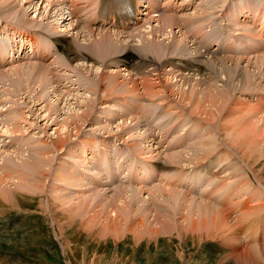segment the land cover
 <instances>
[{
	"label": "rangeland",
	"instance_id": "374dc122",
	"mask_svg": "<svg viewBox=\"0 0 264 264\" xmlns=\"http://www.w3.org/2000/svg\"><path fill=\"white\" fill-rule=\"evenodd\" d=\"M2 1H8L9 3H12L14 5L16 4L18 6L17 10H20V11L22 10L21 9L22 7H24V9H28V6L26 5L27 2H31V1H33L34 3L36 2L37 3V12H35L36 8L33 10L31 8L29 10H27L29 19H35L37 22L42 21L41 23H43V25H47L48 21H50L51 17L53 16L55 18V23H53V24L51 23L52 26L56 25V28L60 29L59 30L60 33H64L68 36L72 34V31H70V29L66 27L68 25V23L66 25L60 26V24L62 23L63 20H57V19L62 18L61 16H57L59 14V13H57L58 10H61V8H62L61 6L58 7V0H55L54 6L53 5L48 6L49 2L46 3L44 0H10V1L9 0H2ZM53 1L54 0H51L50 3ZM61 1H63V0H61ZM261 1L262 0H251V2L253 4V8L259 7ZM223 2H224V0H222L220 3H218V5H215L216 8H218V11H222V6L224 5ZM19 3H20V8H19ZM199 3L204 5L203 2H198L197 5ZM254 4H255V6H254ZM241 6L242 5L238 6V9L241 8ZM55 8H59V9H57V11H56ZM216 10H214V15H213L214 19H216V13H217ZM260 13H261V11H260ZM32 17H34V18H32ZM233 17H234V21H235L236 16H234V14H233ZM0 18H1L0 19V31H3L4 29L6 30L7 24L4 22V19L1 15H0ZM47 18H48V20H47ZM225 19L228 20V19H230V17L225 16ZM59 21H61V22H59ZM62 26H64V27L61 28ZM10 30L11 29L8 27V31L10 33H12V30L11 31ZM78 31H79V29H78ZM69 32H71V33H69ZM175 33L179 39L180 34L178 32H176V30H175ZM134 34H138V33L135 32ZM87 35L88 34L86 31H84V30L79 31L78 45L79 44H81V45L86 44V41H84L85 40L84 38H86ZM19 36L20 35H18V38H17L18 43L21 40ZM161 37L164 38L163 35ZM162 40L163 39H160V41H162ZM8 43H10V42H7V44ZM137 43L138 42H134V45L135 44L138 45ZM131 44H133V43L131 42ZM188 46H192V44H189ZM5 47L10 48L9 53H11V59H12V57H14V51L11 49L13 47L12 42H11L10 46H5ZM226 47L228 48V46H226ZM150 56H152V55L150 54ZM8 58H10V56H8ZM180 58H181V56H180ZM176 59H179V57H176ZM224 59H226V58L215 59L216 60L215 61L214 59H211V58L210 59H207V58L204 59L203 56H202V58L195 57V61H197L199 63L197 65L195 62L189 61L190 62L189 63V69L195 68L194 70L203 71V72H200V73H202L203 77L202 78L198 77V80L200 81V83L198 80H196L197 78L195 77L194 80H196V81L192 82V84H189V86L191 85L190 86L191 90H193L192 87H195V89L197 88L196 90L195 89L193 90L195 93L192 94L193 95L192 96L193 102L191 101V104L189 101L187 102V100L179 102V100H180L179 96L181 97V95H180L181 91H183L185 89V87L188 88L189 87L188 85L185 86L183 88V90L180 89L179 91H178V87H172V88H170L171 90L167 91L166 93H165V91H163V92L158 91V90H161L160 86H158V85L156 86L155 83H152V84L150 83V78H152V79L155 78V76H153V75L157 74V72L155 73V71L154 72L150 71V69H152L153 67L147 68L148 72H138L140 74H138V76H136V77L141 78V79H138V78L134 77L135 72L132 74L129 72H122V73L117 72L118 70L115 71L114 68L111 67L112 65H118L119 64V66H121V67H125V66H124L123 62L117 61V59H113V58L108 59V60L102 59V60H96V61L91 60V59H87L85 63L79 64V65H77L78 63H76V66H78V70L82 71L80 73L83 74V77L81 80V85H82L81 87L77 84L76 80H77L78 76H77L76 72H70V74H69L71 77L70 82L62 81L61 83H59L57 81V78L54 76L53 72H51V73H49L48 81H46V84H42L41 86L39 85L38 82L35 81V79L28 77V83L24 84L25 85L24 88L22 85H16L15 86L11 82H8L5 80H3V83H2L0 80V102L2 103V104H0V138H1L0 141L1 142L3 140L6 141L5 143L2 142L3 144L0 143V152H1L0 153V167L2 166V159L5 157L6 158L9 157L6 154V152L10 151V157H13L12 159L15 161L18 160L21 162V164L19 163L20 165L17 164L20 167V170L24 167L23 174H28V173H30L29 170L30 171L33 170L32 172L35 173L34 176L38 177V175H36V174L39 173L43 168V170L41 171L43 173H39V179H40V176H42L41 182H40V180L38 182L37 181L38 178L36 180V178L33 176V173L31 172L32 174L31 173L30 174L32 175V177H30L31 175L27 176V177H29L28 180L25 177L24 178L26 180L24 178H22L26 182L30 181L29 179H31L32 183L30 182L31 184L28 187H24L25 184H24V186L23 185L17 186L13 183L9 184V185H13V187H12L13 190L15 188L16 193L13 190H12V193H13V195L16 194L15 197H17V199L6 194V197L4 196L5 198L3 200V195H2L3 193L1 194L2 197L0 196V200H1L0 202H2V203H0V213H1L0 214V264H244L241 261L242 256H240V255L236 256L235 253L232 254L231 251L229 250V246L231 245V247H232V245H233L232 243H234V239H238V238H234V237H239L238 240L241 243L240 247L243 246L241 248V253H243L244 251L247 252V255H249L248 252L251 253L249 255L251 257H250V261L248 264H254V263L255 264H264V251H262V249L264 250V238H263L264 237V233H263L264 232V210H261V209H264V203H263L264 202L263 201L264 200V189L259 186V182L254 175V173L258 172L257 174L260 176V178H262V180L264 178V168H263L264 167L263 166L264 157L263 158L260 157V155H261L260 153H262L264 150V144L263 145L261 144L264 141V115L260 114L259 116L257 115L256 117H253L252 115L256 114V111H255L256 109L255 108L251 109L252 108L251 106L254 105L255 99H257L255 97V95H258L257 94L258 89H260V90L264 89V66H262V68H261L262 71L259 73L255 70V68H256L255 59H252L249 62H248V60H242L239 64L232 63V62H226L224 64H221V61L223 62ZM171 60H172L171 63H176V64L179 61H182V60H173L172 58H171ZM212 61H215L216 64L220 63L218 65V68H216L214 66V64H212ZM225 61H227V60H225ZM101 62H103V63H101ZM133 64H139L140 66H143V63L134 62ZM154 64L155 63H153V65ZM125 65L126 66L129 65L127 61L125 62ZM167 65H169V64H167ZM225 65H227V66H225ZM15 66L16 67L17 66H23L22 69H24V67H25V65L20 64L18 62H15L12 67L8 66L9 70L14 69L13 67H15ZM27 66H32V65H27ZM229 66L233 67V68L230 69ZM116 68H117V66H116ZM227 68L230 71H228ZM234 68L236 69V71ZM170 69H171L170 67H167L166 70L169 71ZM24 70L28 71V69H24ZM112 71H115V72H112ZM95 72H96V74H95ZM103 72L105 74H103ZM233 72L235 73L234 76H233ZM22 73H24V72H22ZM114 73H115V75L116 74L118 75V80L115 82L111 81V83L113 84V86H112V85H110L111 83L109 80H111V78H113V77H116L114 75ZM119 73H121V75H119ZM159 73H160L161 78L164 80V82H167V80H169V78L172 79V81L169 80V82H167V84L169 83L171 85L170 82L175 83V81H176L175 84H177L180 81L179 79L173 80V78H171V76H169L170 72H166V74H165V72H159ZM191 73H193V72H191ZM25 74L26 73H24L23 75H25ZM185 75H188V74L185 73ZM225 75H227V79L225 78ZM230 75H232L231 79H230ZM190 76H192V74L187 76L188 78H190L189 80L192 79V77H190ZM26 77H27V75H26ZM101 77H102V79H101ZM130 77L134 78L135 79L134 81H137L138 86L140 88V90H139L140 93H137L134 91L132 92V84L127 83V80L132 81V79ZM106 78H107V82L109 81L110 84H108L107 82L104 83V81H106ZM121 78L124 80H122ZM207 79H209V80L211 79L210 80L211 82L209 81V83H211L210 84L211 86L207 82L208 81ZM93 81H94V83H93ZM118 81H119V83L117 84ZM228 82L229 83L231 82V83L229 84ZM120 83H123L124 85L120 84ZM58 84H61L63 87L58 86ZM95 84H97V85H95ZM212 84H214V86ZM115 85H118V86H115ZM121 85H123V86H121ZM140 85L144 86L145 91L148 88L147 86L149 85V94L147 95L148 97L143 95L144 90H142V88H141L142 86H140ZM151 85L155 86V87L152 88ZM172 85H174V84H172ZM179 85L181 86V84H179ZM192 85H194V86H192ZM204 85L208 91L206 89H203ZM223 85L226 88H228V90L225 89L223 87ZM234 85H235V87H233ZM12 86H14V88ZM42 87H43V89H42ZM60 87L62 89H60ZM107 87L109 90L107 89ZM113 87H115L116 89L119 88L117 90L119 93ZM220 87H222V88H220ZM174 88L177 89V91ZM187 88L184 91L187 94L189 93V95H191L190 89L189 88L187 89ZM256 88H258V89H256ZM217 89H218V91H217ZM21 90H23V91H21ZM44 90H46V91L43 92ZM47 90H49V91H47ZM153 90H156L157 93H155ZM173 90H174V92H176L175 94H174ZM203 90L208 92L207 93V95L209 94L208 99H207V96H205L206 95V93H204L205 91L203 92ZM214 90L216 91V93H219V90H220V92H222V90L223 91L226 90V93L228 94V96L226 98H224L223 101L221 99L222 103L219 99V96L217 97L215 95L216 93ZM38 91L46 93V94H43V93L40 94ZM62 91L65 94V96L62 95L63 94ZM105 91H107V92H105ZM201 91H202V94H201ZM209 91H212V92H209ZM115 92H117V94ZM91 94H93V95L91 96ZM157 94H159V95L157 96ZM165 94H167V96ZM172 94H174V95H172ZM72 95L74 97H76L77 100H76V98L74 100V97H72ZM79 95H80V97H79ZM194 95H197L196 97H197V99H199V101L196 99V97ZM229 95H230V97H229ZM58 96H59V98H58ZM201 96H202V99L200 100L199 97H201ZM213 96H215V97H213ZM221 96H222V94H221ZM225 96L226 95H224V97ZM263 96H264V94H263ZM28 97H30V98H28ZM40 97L44 98L45 100L42 99L41 101H39L38 99ZM127 97H130L131 100H132V98H135L139 101L147 99L148 101L154 102L155 98H157L158 100H162L164 102L162 107L160 105L148 107V110L151 113L156 114L157 118L160 116H164V115L168 114L172 108L178 109V111L175 114V117L172 118V120H165V121H160L158 123H155L154 128H153L155 130H160L161 136H164V135L169 134V133L171 135L177 133L178 138L175 140V143H176L175 148L183 147L185 145V143H187V141H191V140H199V141L194 143V145H193L194 148H192L191 150H187V151L186 150L180 151L181 152L180 154L179 153L177 154V152H179V151L175 152L174 155H172L171 153H165L164 150L166 148L167 143H166V140H161L159 142L158 138L156 137L158 135V131H154V132L148 131L147 127L144 126L147 124V122L144 121L145 119L138 120V119L134 118V115L132 116V112L134 111V110L132 111V109L138 108L136 105V102L133 101V102L127 104V110L130 111L128 113L123 108H121L124 105V103L126 102ZM47 98H48V100H47ZM65 98H67V99L65 100ZM83 98H85V99H83ZM217 98H218V100H217ZM89 99L93 102V104L91 101H89ZM214 99L216 100V102ZM226 99H228L229 102ZM58 100H60V101H58ZM68 100H69V102H68ZM203 100L205 102L207 100L208 103L207 102L205 103ZM225 100H226V102H225ZM48 101L49 102L52 101V102L49 103ZM194 101H196V105H194ZM209 101L212 103V105L210 104ZM42 102L45 103L46 105L43 104ZM58 102H60V103H58ZM72 102H75L76 106H75V103H72ZM83 102H84V104H83ZM200 102H203V103H200ZM252 102H253V104H252ZM259 102H260L259 100L256 101L255 105ZM51 103L54 106H56V104L58 103L56 107L57 108L60 107V109L56 108V110L59 113L57 111L56 112L54 111L55 107L53 105H52V109L54 108L53 111H51L52 109L50 110L51 107H48V106H51ZM80 103H82L83 105H81ZM198 103L200 104L199 107L197 105ZM225 103H227V104L225 105ZM47 104H49V105H47ZM60 104H61V106H60ZM78 104H80V105H78ZM192 104H193V106H192ZM204 104L205 105L208 104V105L205 106ZM216 104H219V105H217V107H215ZM170 105H171V108H170ZM213 105H215V106H213ZM223 105L225 106V109H224ZM26 106H28V107L26 108ZM45 106H47V107L45 108ZM68 106H69V108H68ZM87 106H89L91 108V112L89 115H87L86 118H84L81 115L86 112ZM200 106L201 107L203 106V108H205L204 112H203L204 109L202 108L203 110H201ZM222 106H223V108H222ZM117 107H119L120 113H119ZM197 107L200 108L201 111ZM206 107L210 108V110L209 109L207 110ZM19 108L22 110H19ZM36 108H37V110H36ZM194 108H195V111H194ZM41 109H42V111H41ZM78 109H80V111ZM215 109L217 110V112ZM222 109H223V111H219ZM70 110H71V112H70ZM50 111H51V113H50L51 115L48 114ZM66 111L68 114L66 113V115H65L64 113ZM138 111L139 112L143 111V107H139ZM183 112L184 113L188 112V114L191 115L193 118L197 117L196 121H194L192 123L190 128H189L190 125H187V124L192 122L193 120H186L182 123H180L176 120L177 118H179L180 116L183 115ZM199 112H201V115H199L200 114ZM202 112L205 113V115H203ZM225 112H226V114H224ZM29 113L32 114L33 116L30 115ZM45 113H46V115L48 114L47 117H45ZM69 113H74L73 114L74 116H72V119L70 118L72 114L70 115ZM206 113H208L210 116ZM219 113H220V115H218ZM4 114H7L9 119L11 118L10 119L11 122H12L14 116H16L15 117L16 119L14 118V120L12 122L13 123L12 126L11 125L7 126L1 122L2 121L1 117ZM27 114L29 115V117L27 116ZM68 115H69V118L71 121V123L69 122L70 126L68 127L69 133H67L65 135L62 134L64 132V130L62 128L61 130H59L60 135L57 136L55 131L57 129H59V126H58L59 124L57 125L56 120L58 121V123H60V121H61V124L64 125V121H66V118H67V117H65V120H64V116H68ZM203 116H205V117H203ZM48 117H49V119H48ZM206 117H207V119H205ZM121 119H123L125 121V123ZM130 119H131V121H130ZM132 119H133V121H132ZM214 119H216V120H214ZM67 120L69 121V119H67ZM83 121H85V122L83 123ZM211 121H212V123H211ZM28 122H29V124H28ZM31 122L32 123L34 122L35 124L34 123L30 124ZM52 122H53V124H52ZM130 122H132L131 125H130ZM97 123H102L100 125H104V126H98L99 124H97ZM126 123H128L127 126L122 125V124H126ZM9 124H10V122H9ZM109 124H110V126H109ZM218 124H219V126H218ZM252 124L253 125L255 124V125L253 126ZM119 125L120 126L122 125V127L124 129L118 130ZM185 125H187V126L185 128H183V126H185ZM239 125H240V127H239ZM106 126H108V127H106ZM256 126H257V128H256ZM138 127H139V129H138ZM260 127H263V129L262 128L260 129ZM179 128L181 130H179ZM187 128H189V130H187L184 133V136H180L181 132ZM245 129H247L248 131ZM44 130H46V131H44ZM238 130H241V131L243 130V131H246L247 133L244 132L243 134H240V133H238ZM253 130L256 132V133L254 132L255 135H252V134H254ZM6 131L7 132L11 131L10 132L11 134H7ZM109 131L112 133L114 132L113 133L114 136L113 135L109 136L107 134V133H109ZM134 131H138L136 133H138L139 135H143V133L145 132L144 133L145 135L143 137H141V136L140 137L139 136H130L131 138L128 137ZM190 131H193V132H191V133H193L191 135V137H189ZM230 131L233 133L232 135L235 134L234 136H235L236 140L234 139V136L231 137L235 141L230 142L231 140H233L230 138V135H231ZM234 131H236V133ZM212 132H215V134L217 136L214 139L211 136ZM44 133H45V135H44ZM128 133H131V134L126 135ZM46 134L48 135V137ZM120 134H123V135L120 137H117V135L119 136ZM238 134L240 137L236 136ZM246 134H249V135H246ZM259 134L263 135V137H261ZM40 135H42V136H40ZM21 136H24V138H21ZM67 136H68V138H67ZM94 136L97 137L96 141H101L103 147L106 149L107 152H109L110 146L112 147L113 152L115 154H117L116 155V157H117L116 165L118 166V162H119L120 169H124V168L133 169L137 166H138V168L145 167L146 169H149V171L142 170V171H145L144 174H141V171L138 173V175L140 177L143 175V177L145 178L150 174L149 165L150 166L152 165L153 167L157 166V169L154 170L155 174L152 175L150 180L144 181V183L142 181L138 180L136 177H133V179H131L132 173H130L127 178L117 179V180L114 179L115 181L111 180L110 184H106L105 180L102 179L105 176L104 172H98V170L101 171L102 169H104L107 171L108 166L102 164L100 160L95 161L94 159H92V154H93V150H94L93 145H92V142H94V138H92V137H94ZM205 136H207L206 140H205ZM59 137L64 142L65 141L67 142L69 140L67 142L68 144L66 143L65 148L64 149L60 148L58 152H57V150L55 151V149L51 150L52 148H51L50 144L52 142L56 141L57 138H59ZM241 137H245V139H243ZM253 137L255 139H253ZM15 138H16V140H15ZM51 138H52V140H50ZM127 139H129V140L127 141ZM160 139H162V137ZM183 139H185V143L177 144L179 140H183ZM228 139H231V140L228 141ZM45 140L46 141L48 140L49 143H48V141L46 143ZM243 140H246V141H243ZM250 140L254 141V142L252 141L254 143V145H251ZM255 140H256V142H255ZM240 141L243 142V147H242V144L240 143ZM248 141L250 143H248ZM41 142H42V144H47V145H45V147L46 146L50 147V148L46 147L49 150V152L47 150H45L46 148H43L44 146L43 147L40 146ZM125 142H127V144H130V145L134 143L135 145L133 144L132 146H130L131 149L134 148L133 151H137V150L139 151V149H140V151L142 153L140 151H139L140 154L138 152H135L139 155L138 156L137 154L131 155V154L125 152V150H124ZM129 142H131V143H129ZM225 142L227 145L225 144ZM228 142H230V143H228ZM197 143H199V144H197ZM258 143L260 145H258ZM37 144L39 147H41V149L39 148L38 151H37ZM196 144L198 146L199 145H201V146L197 147ZM244 144L246 146H244ZM145 146H146V150H145ZM255 146H256V148H255ZM262 146H263V149H262ZM34 147H36V148H34ZM143 147H144V149H143ZM245 147L248 149V151ZM42 148L46 151V154L43 152L44 150L42 151ZM85 148H87L86 152L83 155H79V152H80L79 150L82 151ZM201 148H202V150H201ZM203 148H204L205 153H202ZM257 148H258V151H257ZM5 149H6V151H4ZM35 149H36V151H35ZM206 149H207V151H206ZM240 149H241L240 153L237 152ZM21 150L23 152L22 154L21 153H19L18 155L15 154L17 151H21ZM40 150H41V152H40ZM50 150L52 151V153ZM208 150L213 151V153L209 152ZM234 150H235V152H232ZM149 151H150V155H149ZM249 151H250L249 154H252L251 156H254V157L251 158V156L248 154ZM34 152L35 153L36 152L41 153L42 155L47 156V158H49L50 156L51 157L48 159L49 160L48 161L47 158L45 159V157H43L41 154H38L39 158L42 157L41 158V161H43L42 162L43 166H42V164H40L41 162L39 161L40 159H38V157L36 156L37 153L34 156ZM55 152L57 153V155H55L56 154ZM206 152H208V154L210 153L211 155H209V157H207ZM47 154H51V155L49 156ZM100 154L101 153L98 154L97 158L100 156ZM224 154H226L227 157H225ZM15 155L19 156V157H15ZM54 155L56 157L55 159H54V157L52 158V156H54ZM183 155L185 157H183ZM240 155H244V158H247L249 155L250 162H253V164H251L252 168L243 162V160H242L243 158ZM22 156H23V158H22ZM81 156L83 157V159H85L84 160L85 165L80 164L81 159H79V157H81ZM147 156L152 157V159H149L147 161L148 163H146L144 161L148 158ZM177 156H178V158H176ZM195 156H197V157H195ZM228 156L232 157L236 161L237 170L234 173L240 175L239 181L241 183H243L242 187L245 188L244 191H246V193H247L245 197H247L248 195L251 196V194H253L254 198L256 199L255 200L256 202L252 201L249 203V205L253 206V208H256L258 206L261 207V209L256 208L258 210H254L249 215V217H246V218L244 217L246 220L245 219L243 220V218L240 219V221L242 220L241 222L237 220V217H239L241 215L239 212L240 203L237 202L238 205H237V203H235L233 206H230L229 207L230 210L227 209L225 204H223V206L215 205L212 202H208V200L205 201L202 199L203 194L211 188V186L208 185L207 182L202 181L201 183L197 184V186L194 188L195 191L193 192L190 189V187L188 186L187 182H185L183 180L181 181V177H179V179H178L180 181L177 180L179 173L182 171L184 175L189 174V173L194 174L196 176V178L194 180L195 182L200 181V177L201 178L208 177L206 172L208 173L207 169L209 168V165H212V168L216 169L220 163L224 162L225 159L227 160ZM192 157L197 158V159H195V161L193 159V161H194L193 162ZM204 157L205 158L207 157V158L205 159ZM43 158L46 161H44ZM181 158H185L184 161L179 160ZM50 159H51V161H50ZM52 159H54V161ZM140 160H142V161H140ZM172 160L174 161L173 163H172ZM178 160H179V162H178ZM64 161H65V163H64ZM26 162L30 165L29 166L30 169H29V167H26V165H27ZM23 163H25V165ZM37 163L39 164V167L37 169H40V170H38V172H35V171H37V169L34 168V165H37ZM48 163H53V164H51L49 166ZM66 163H69L70 165H72V169L78 167L77 170L80 172L81 177H83V181H78L79 177L77 175H76L77 178L74 177L73 175H71V176L69 175L68 178H65L68 181H66L65 179L60 180V178H59L60 177V174H59L60 168H62V165L65 166ZM138 163H139V165H138ZM162 163L168 164V165L163 167L161 170H158L159 166H162V165H160ZM223 164L224 163H222L220 165V167H222ZM55 165H57V166H55ZM199 165H201V166H199ZM18 166H17V168H18ZM51 166H53L54 168L53 167L51 168ZM59 166H60V168H59ZM239 166H241L242 168L239 169ZM196 167L198 170L193 169ZM223 167H225V166H223ZM223 167L215 170V173H219V171L221 169H223ZM17 168H15L16 169L15 172L20 171V170H17ZM25 168L27 169V173H25L26 172ZM44 168H47V170ZM48 168H51V169H48ZM58 168H59V170H58ZM52 169H54V171ZM203 169H205V170L203 172H201V174H200L199 171H202ZM85 170L87 171V174H89L91 176L86 177ZM89 171L91 173H89ZM57 172H58V174H57ZM2 173L3 172H1V170H0V175ZM7 174H8V172H7ZM21 174H22V170H21V172H19L18 175H21ZM48 174H50V175H48ZM43 175H44V177L48 176L45 178L46 180L44 179ZM170 175H175L176 177H173V176L171 177ZM22 176L23 175H21V177ZM91 177H93L96 180V183L91 181ZM165 177H169L168 178L169 182L167 181V179ZM47 178H50V179L48 180ZM53 179H54V181H53ZM70 179L76 180L74 182L77 184L72 182ZM43 180H44V182H43ZM223 180H225V179H223ZM24 181H23V183H24ZM37 182H38V184H37ZM41 183H44L46 185L44 186V184H41ZM70 183H72V184H70ZM91 184H92V186H91ZM263 184H264V182H263ZM4 186H7V185H4ZM15 186H17V187H15ZM20 186H21V188H20ZM37 186H39V187H37ZM43 186L45 187L44 189H43ZM169 186L173 189V191L171 189V191L168 190L166 192V190L168 188L170 189ZM1 187L3 188V186H1ZM36 187H37V189H35ZM58 187L60 190L57 194V193H55L56 192L55 189H57V191H58ZM23 188H27L28 190H25ZM247 188L249 190L252 189V191L247 192V191H249ZM19 189H22L21 193L17 194V191ZM39 189L42 191H39ZM52 189L55 191L52 192L51 191ZM159 189L160 190L162 189V190L160 191ZM43 190H45V191L43 192ZM257 190H259V192ZM18 192H20V191H18ZM31 194H33V195H31ZM51 194H53L54 196L50 197ZM171 194H173V195H171ZM174 194H175V196H174ZM55 195L58 197H55ZM261 196H263V197H261ZM53 197H54V200H53ZM47 198L49 199L50 202L47 201ZM55 198H56V201H55ZM57 198H62V199L58 200ZM71 198H73V199H71ZM224 199H225V197L223 198V200ZM247 199L249 200L248 197H247ZM199 200L201 203L199 202ZM223 200H221V203ZM9 201H12V202L14 201V202L9 203ZM59 201H61L62 203L61 202L59 203ZM70 201H72V202H70ZM113 201H114V203H113ZM118 201H119V203H118ZM51 202L53 204L55 203L56 205L54 204L52 206ZM79 202H81V203L79 204ZM187 202H188V204H187ZM244 202H246V200ZM122 203L125 206L124 208L122 207ZM1 204H2V206H1ZM127 204H129V206H131V207H129ZM199 204H201L200 207L203 209V212L205 214V218L208 217L206 220L207 223H205L206 227H204V229H203L201 227L203 222L201 223V221H199V222H197L198 226L196 225L194 227L196 229V230H193L194 233L192 232V233L186 234L183 231L187 226V222L185 221V217L189 216V213L191 215L193 211L198 210L200 208L198 206ZM16 205H18V207ZM98 205H100L101 207ZM15 206H16V208H15ZM190 206L192 208H190ZM120 207H121V209L119 211H117ZM132 207H133V209H132ZM205 207H206V209H205ZM125 208H126V211H125ZM140 208H141V210H140ZM214 208H216L215 209L216 211L228 210V212H230L229 214L230 215L232 214L230 221H229V224H230L229 227H231L233 224L237 223L236 224L237 228L234 227V228H232V230H231V228H228L227 232L225 231V234L223 232H218L219 234L215 233L217 236H215V235L211 236L209 234V232L211 231V227H210L211 226V220H209V218L213 217V214H212L213 212L215 214V211H213ZM48 209H50V211L51 210L52 211L50 212ZM103 209H105V210L103 211ZM154 209H156V210H154ZM192 209H194V210H192ZM115 210L117 212V217L114 216ZM122 210H123V212H122ZM53 211H55V213H52ZM99 211L101 214L99 213ZM128 211H129V214H128ZM134 211L136 214L134 213ZM153 211H154V213H153ZM160 211H162V213ZM97 212H98V214H96ZM108 212H110V213H108ZM124 212H125V214H124ZM180 213H181V215H180ZM130 214H132V215H130ZM142 214H144V215H142ZM120 215L121 216L124 215V216L121 217ZM126 215H127V217H126ZM128 215H129V217H128ZM169 215H170V217H169ZM209 215H211V216H209ZM130 216H133L134 218L132 217V219H130L131 218ZM161 216H163V218ZM167 216L169 217V220H168ZM90 217H93V219H91ZM106 218H107V221H106ZM135 218H136V220H135ZM142 218H143V220H142ZM179 218H181V219H179ZM89 219H90V221H89ZM123 219H124V221H123ZM170 219H171L172 223H171ZM197 219L195 221H197ZM111 220H113V222H110ZM132 220H133V222H132ZM87 221H89V222H87ZM105 221H106V223H105ZM120 221H121V223H120ZM126 221H128V223ZM150 222L152 223L151 227L149 225ZM119 223H120V225H119ZM133 223H134V225L143 224L142 226L139 227V229L142 230L141 234L138 233L135 235L133 233V231L135 229V227H133L134 226ZM160 223H161V225H160ZM156 224H158V225H156ZM169 224H170V226H169ZM163 225H165V227ZM148 226H149V228H148ZM161 226L164 227V229ZM166 226L168 227L169 230L167 229ZM111 228H115V229L112 230ZM151 229H156V230H159L160 232L158 234L152 233L150 231ZM188 229H190V227H188ZM228 230H229V232H228ZM94 233H96V234H94ZM200 233L201 234L203 233V235H201ZM262 233H263V236L261 237ZM226 236L228 237V239H226L227 238ZM155 237H157V238H155ZM256 246H257V249H256ZM259 247H261V248H259ZM248 248H250V249H248ZM257 250L259 253L257 252Z\"/></svg>",
	"mask_w": 264,
	"mask_h": 264
},
{
	"label": "bare ground",
	"instance_id": "6f19581e",
	"mask_svg": "<svg viewBox=\"0 0 264 264\" xmlns=\"http://www.w3.org/2000/svg\"><path fill=\"white\" fill-rule=\"evenodd\" d=\"M10 1V0H9ZM46 3H48L49 2V4H48V6H54V2H55V0L53 1V2H51L50 3V1L51 0H44ZM85 1H89V0H85ZM188 1V4L187 5H191L193 2H195V3H198V2H203L204 3V5H202L201 3H199L197 6H195L194 7V10H195V12L193 13V15L192 16H190V18L187 20L188 21V24H189V26L191 27V29L193 30V31H195L197 34H198V36H199V39H200V43H201V45H203V44H205V45H209V44H212V43H217V41H212L211 39L213 38V35L211 34V25L215 22V21H217L218 20V18H217V15H216V19H214L213 18V15H214V10H216V9H218V8H216V6L215 5H218V3H220L222 0H199L198 2H197V0H187ZM224 2H225V0H224ZM223 2V3H224ZM21 3V2H20ZM20 3H19V8H20ZM93 3H97V0H90V2L87 4V6H90L91 4H93ZM64 4H65V1L63 0V1H61V0H58V7H62L61 8V10H58V12L57 13H59L57 16H61L62 18V23H64V21H66L67 20V17L65 18L64 16V13H62V10H63V8H64ZM76 5V6H78V4L77 3H75V2H72L71 3V5ZM27 6H28V9H24V7H22L21 9V11L20 10H17L18 9V6L15 4H12V3H9L8 1H2V0H0V15L3 17V19H4V22L7 24L6 26H8L12 31H13V35H14V37H12L10 34H9V36L8 37H6L7 38V40H8V42H11V41H9V40H12V39H14L15 38V40H14V42L16 43L11 49L13 50V51H15V49H16V51H17V53L19 52V54L20 55H24V56H26V57H29V56H31V57H38V56H40V55H45V54H47V53H49L50 52V50H49V46L47 45V43H46V41H45V39L41 36V34H43L44 36H45V34L42 32V31H39V30H41L42 28H46V27H49V26H51V23H48L47 25H43V23H41L42 21H40V22H37L35 19H29V16H28V11L27 10H29L30 8L33 10V9H35V12H37V3L35 2H33V1H31V2H27V4H26ZM57 5V4H56ZM47 6V7H48ZM220 6V5H219ZM252 6H253V4H252ZM254 6H255V4H254ZM201 7V8H200ZM223 7V6H222ZM39 8V7H38ZM221 8V7H220ZM246 8H248V9H246ZM237 9V10H236ZM235 9V11H234V16H236V19H235V23L236 22H238V19L240 18V17H243V16H248V15H245L247 12H249V11H251V9L249 8V7H247V6H241V8H239L238 9V7ZM31 10V11H32ZM42 10V9H41ZM246 10V11H245ZM75 13V10H71L70 11V18H69V20H71L74 16L72 15V14H74ZM254 14H255V12H254ZM34 15V14H33ZM251 15V14H250ZM50 16V15H49ZM32 18H34V17H32ZM1 19V18H0ZM261 19V23H263L264 22V10L263 11H261V13L259 12L258 14H255L254 15V17H253V19H252V21H257V20H260ZM47 20H48V18H47ZM157 21V23L156 24H154V25H152V24H150V22H148L147 23V25H148V29H142V30H138V31H136L138 34H134V33H132L131 35H129V36H124L123 34H121V33H119V32H116V31H111V30H109V29H105L104 27H101V26H96V27H87V28H84L83 26H82V22L80 21V22H77V25H73V23H69L68 22V25H67V28H69L70 29V31H72V34L71 35H66V34H64L62 37H59L58 39H56L55 40V42L59 45V46H61V48H62V50H63V52H64V55H65V58H66V60H68L69 62L70 61H72V62H74L75 60H77L78 59V55H80L81 57L79 58V59H84V60H87V59H91V60H102V59H111V58H113V59H117V61H121V62H123V64H124V66L126 67H121V66H119V64L118 65H112L111 67L112 68H114V70L115 71H117V72H129V73H131V72H135V75L134 76H138V74H140V73H138V72H148V71H146L147 70V68H150V67H153L152 69H150V71L151 72H154L155 71V73L157 72V74H155V75H153V76H155V78H150V83L152 84V83H155V85L157 86H160V89L161 90H158V91H161V92H163V91H165V93L167 92V91H170L171 89L170 88H172V87H178V91L180 90V89H182L183 90V88L185 87V86H189V84H192V82H195L196 80H198V77H203L202 76V73H200V72H203V71H199V70H194V69H189V63L190 62H195L196 63V65L197 64H199L197 61H195V57H198V58H202V55L195 49V47L193 46V44L187 39V37H186V35L183 33V32H181V31H178V33L180 34V38L178 39V36L176 35V33H175V28L176 29H178V28H180L186 21H183V22H176V20H175V18H173V17H168V16H166V17H161V18H159L158 20H156ZM91 24L92 25H94V18H92L91 19ZM192 24H195L194 26L192 25ZM54 26H52V28H53ZM204 28H209L210 30H205L204 31ZM78 29H79V31L80 30H84V31H86L87 32V37L86 38H84L85 40L84 41H86V44H79L78 45V36H79V31H78ZM10 30V31H11ZM2 33H3V31H0V34L2 35ZM9 33V32H8ZM69 33H71V32H69ZM59 34H61L60 32H59ZM17 35V36H16ZM18 35H20L19 37H20V41H19V43L17 42V38H18ZM163 35V37L164 38H162L161 36ZM236 36L238 35V33H236L235 34ZM47 37H50V36H47ZM75 37V38H74ZM1 38H4V37H1ZM135 39V40H134ZM160 39H163L162 41H160ZM171 39V40H170ZM69 40H71V42L69 41ZM233 40L235 41V42H239V43H242L243 41H241L240 40V38H237V37H234L233 38ZM80 41V40H79ZM130 41V42H129ZM131 42L133 43V44H131ZM134 42H138L137 44L138 45H134ZM81 43V42H80ZM83 43V42H82ZM192 44V46H188L189 44ZM85 46V47H84ZM227 46V45H226ZM75 48V49H77L76 51L74 50V49H72V48ZM222 49H224L225 50V52L227 53V54H229V55H232V53H234L235 51H234V49H231V48H227V47H223V46H220ZM9 51H10V48L9 47H5V45L3 44V43H1L0 42V61L1 60H3V58L5 57V55H7V56H9V55H11V53H9ZM25 52V53H24ZM30 53V54H29ZM150 54L152 55V56H150ZM193 55V56H192ZM180 56H181V58H180ZM135 57H140V58H146V59H149L150 61H141V59L140 60H136L135 59ZM176 57H179V59H176ZM190 57V58H189ZM14 57H12V59H13ZM130 58H133V61H132V64H131V72L128 70V66H126L125 65V62L127 61L128 62V64H129V59ZM171 58L173 59V60H182V61H179L177 64L176 63H171ZM219 59V58H218ZM215 60V59H214ZM225 60H227V61H225ZM190 61V62H189ZM216 61V60H215ZM215 61H212V64H214V66L216 67V68H218V65L220 64H216V62ZM219 61V60H218ZM242 60H230V59H228V58H226V59H224L223 60V62L221 61V64H224V63H226V62H232V63H236V64H239L240 62H241ZM249 61H251V60H248V62ZM100 62V61H99ZM134 62H136V63H143V66H140L139 64H133ZM101 63H103V62H101ZM153 63H155L154 65H153ZM116 64V63H115ZM167 64H169V65H167ZM172 64V65H171ZM250 64V63H249ZM27 65H32V66H27ZM27 65H25V67H24V69H28V71H25L24 69H22L23 68V66H15V67H13L14 69H12V70H9L8 68H6V69H4V71H3V73L0 75V80H1V82L3 83V80H5V81H8V82H11L12 84H14L15 86L16 85H22L23 86V88L25 87V85L24 84H27L28 83V77H30V78H33V79H35V81L36 82H38L39 83V85L41 86L42 84H46V81H48V76H49V73H51V72H53V71H51L47 66H43V65H35V64H27ZM94 66V65H93ZM116 66H117V68H116ZM200 66V65H199ZM202 66V65H201ZM225 66H227V65H225ZM233 66V65H232ZM255 66H256V68H255V70L257 71V72H261L262 71V66H264V55L263 56H261V57H258V58H256L255 59ZM12 67V66H11ZM95 67V66H94ZM167 67H170L171 69L169 70V71H167L166 69H167ZM230 67V66H229ZM236 67V66H235ZM82 68V67H81ZM86 68V67H85ZM96 68V67H95ZM231 68H233V67H230V69ZM98 69V68H97ZM96 69V70H97ZM101 69V68H100ZM198 69V68H197ZM235 69V68H234ZM227 70H228V68H227ZM226 70V71H227ZM240 70V69H239ZM100 71V70H99ZM98 71V72H99ZM103 71V70H102ZM115 71H112V72H115ZM222 71V70H221ZM228 71H230V70H228ZM232 71V70H231ZM235 71H236V69H235ZM248 71V70H247ZM246 71V72H247ZM22 72H24V73H26L25 75H23L24 73H22ZM97 72V71H96ZM96 72H95V74H96ZM107 72V71H106ZM116 72V73H117ZM159 72H165V74H166V72H170L169 73V76H171V78H173V80H177V79H179L178 81H179V83H177V84H175L176 83V81H175V83L173 82H170L171 83V85L168 83L167 84V82H169V80H171L172 81V79H170L169 78V80H167V82H164V80L161 78V76H160V73ZM191 72H193V73H191ZM197 72V73H196ZM224 72V71H223ZM245 72V73H246ZM121 73H119V75H121ZM185 73L186 74H188V75H190V74H192V76H190V77H192V79L191 80H189L190 78H188L187 76L188 75H185ZM208 73V72H207ZM225 73V72H224ZM223 73V74H224ZM232 73V72H231ZM244 73V72H243ZM103 74H105L104 72H103ZM234 72H233V76H234ZM248 74V73H247ZM246 74V75H247ZM26 75H27V77H26ZM112 75V74H111ZM114 75H115V73H114ZM243 75V74H242ZM116 77H113V78H111V80H109L110 81V83H111V81H113V82H115V81H117L118 80V75L116 74L115 75ZM164 76V75H163ZM231 76L232 75H230V79H231ZM248 76V75H247ZM108 77V76H107ZM197 78L196 80H194V78ZM29 78V79H30ZM109 78V79H110ZM131 78V77H130ZM225 78L227 79V75H225ZM233 78V77H232ZM101 79H102V77H101ZM116 79V80H115ZM122 79V78H121ZM132 79V81H130V80H127V83L128 84H132V92L134 91V92H137V93H140V88H139V86H138V83H137V81H134L135 79L134 78H131ZM122 80H124V79H122ZM126 80V79H125ZM208 81V83H209V81L211 80H209V79H207ZM109 81L107 82V78H106V81H104V83L105 82H107L108 84H110L109 83ZM121 81V80H120ZM158 81V82H157ZM199 81V80H198ZM229 81V80H228ZM232 81V80H231ZM98 82V81H97ZM100 82V81H99ZM126 82V81H125ZM182 82V83H181ZM211 82V81H210ZM217 82V81H216ZM227 82V81H226ZM5 83V82H4ZM93 83H94V81H93ZM96 83V82H95ZM119 83V81L117 82V84ZM197 83V82H196ZM199 83H200V81H199ZM207 83V84H208ZM214 83V82H213ZM229 83V82H228ZM231 83V82H230ZM229 83V84H230ZM35 84V83H34ZM120 84H123V83H120ZM127 84V85H128ZM172 84H174V85H172ZM179 84H181V86L179 85ZM203 84V83H202ZM211 83H209V85H210ZM4 85V84H3ZM38 85V86H39ZM70 85V84H69ZM95 85H97V84H95ZM110 85H112L113 86V84L111 83ZM124 85V84H123ZM123 85H121V86H123ZM199 85V84H198ZM208 85V86H209ZM213 86H214V84H212ZM250 85V84H249ZM34 86V85H33ZM58 86H62L61 84H58ZM115 86H118V85H115ZM140 86H142V85H140ZM152 86V85H151ZM191 86V85H190ZM189 86V87H190ZM192 86H194V85H192ZM207 86V85H206ZM211 86V85H210ZM212 86V87H213ZM13 88H14V86H12ZM51 87V86H50ZM49 87V88H50ZM63 87V86H62ZM126 87V86H125ZM148 88L146 89V91L144 90V86H142L141 88H142V90H144L143 91V95L144 96H147L148 94H149V85L147 86ZM155 86H152V88H154ZM188 87V88H189ZM211 87V88H212ZM223 87L225 88V89H227L228 90V88H226L224 85H223ZM228 87V86H227ZM233 87H235V85L233 86ZM238 87V86H237ZM253 87V86H252ZM16 88V87H15ZM31 88V87H30ZM36 88V87H35ZM41 88V87H40ZM54 88V87H53ZM70 88V87H69ZM113 88H115V87H113ZM118 88V87H117ZM122 88V87H121ZM187 87H185V89H186ZM187 88V89H188ZM193 88V90L195 89V87H192ZM220 88H222V87H220ZM37 89V88H36ZM42 89H43V87H42ZM45 89V88H44ZM47 89V88H46ZM58 89V88H57ZM60 89H62L61 87H60ZM99 89V88H98ZM107 89H108V87H107ZM116 89V88H115ZM119 89V88H118ZM118 89H116V91L118 90ZM175 89V88H174ZM184 89V90H185ZM190 89V93H191V95H189V93L187 94L184 90L183 91H181V97L179 96V102H181V101H185V100H187V102L189 101L190 102V104H191V101L193 102V100H192V94H194L195 92L193 91V90H191V87L189 88ZM197 89V88H196ZM195 89V90H196ZM203 89H206L207 90V88L205 87V85H204V87H203ZM215 89V88H214ZM239 89V88H238ZM255 89V88H254ZM256 89H258V88H256ZM8 90V89H7ZM17 90V89H16ZM26 90V89H25ZM40 90V89H39ZM100 90V89H99ZM109 90V89H108ZM176 91H177V89H175ZM216 90V89H215ZM214 90V91H215ZM250 90V89H249ZM19 91V90H18ZM21 91H23V90H21ZM32 91V90H31ZM46 90H44L43 92H45ZM47 91H49V90H47ZM104 91V90H103ZM131 91V90H130ZM155 93H157V91L156 90H153ZM205 90H203V92H204ZM208 91V90H207ZM217 91H218V89H217ZM10 92V91H9ZM20 92V91H19ZM33 92V91H32ZM31 92V93H32ZM39 92V91H38ZM43 92H39L40 94L41 93H43ZM61 92V91H60ZM65 92V91H64ZM105 92H107V91H105ZM118 92V91H117ZM117 92H115L116 94H117ZM160 92V93H161ZM173 92H174V90H173ZM172 92V93H173ZM209 92H212V91H209ZM26 93V92H25ZM28 93V92H27ZM62 93H63V91H62ZM66 93V92H65ZM95 93V92H94ZM119 93V92H118ZM176 92H174V94H175ZM198 93V92H197ZM204 93H206V95L205 96H207V99H208V95H207V93L208 92H204ZM203 93V94H204ZM215 93H216V91H215ZM214 93V94H215ZM222 94V96H221V94ZM229 93V92H228ZM15 94V93H14ZM35 94V93H34ZM33 94V95H34ZM43 94H46V93H43ZM67 94V93H66ZM113 94V93H112ZM131 94V93H130ZM153 94V93H152ZM164 94V93H163ZM174 94H172V95H174ZM200 94V93H199ZM201 94H202V91H201ZM213 94V93H212ZM258 95H255V97L257 98V99H255V101H260L259 103H257L256 105L254 104V105H252L251 107V109H256L255 111H256V114H253L252 116L253 117H256L257 115L259 116L260 114H263L264 115V96H263V94H264V89H258V93H257ZM54 95V94H53ZM62 95H64L65 96V94L63 93ZM68 95V94H67ZM76 95V94H75ZM81 95V94H80ZM80 95H79V97H80ZM84 95V94H83ZM87 95V94H86ZM93 94H91V96H92ZM101 95V94H100ZM108 95V94H107ZM156 95V94H155ZM159 94H157V96H158ZM189 95V96H188ZM211 95V94H210ZM217 97L219 96V99H220V101H221V99H222V101L224 100V98H226L227 96H228V94L226 93V90L225 91H223L222 90V92H220V90H219V93H216L215 94ZM224 95H226L225 97H224ZM24 96V95H23ZM29 96V95H28ZM38 96V95H37ZM44 96V95H43ZM48 96V95H47ZM57 96V95H56ZM70 96V95H69ZM78 96V95H77ZM106 96V95H105ZM104 96V97H105ZM143 96V97H144ZM195 97L197 96V95H194ZM62 97V96H61ZM72 97H74L73 95H72ZM83 97V96H82ZM90 97V96H89ZM148 97V96H147ZM175 97V96H174ZM177 97V96H176ZM194 97V98H195ZM204 97V96H203ZM213 97H215V96H213ZM229 97H230V95H229ZM28 98H30V97H28ZM33 98V97H32ZM58 98H59V96H58ZM75 98L76 97H74V100H75ZM200 98V100L202 99V96L201 97H199ZM212 98V97H211ZM210 98V99H211ZM27 99V98H26ZM34 99V98H33ZM42 99H44V98H39L38 100L39 101H41ZM67 98H65V100H66ZM70 99V98H69ZM83 99H85V98H83ZM82 99V100H83ZM196 99H197V97H196ZM209 99V100H210ZM230 99V98H229ZM45 100V99H44ZM47 100H48V98H47ZM54 100V99H53ZM52 100V101H53ZM76 100H77V98H76ZM93 100V99H92ZM102 100V99H101ZM105 100V99H104ZM198 101H199V99H197ZM205 100V99H204ZM203 100V101H204ZM215 100V99H214ZM217 100H218V98H217ZM228 102H229V100L228 99H226ZM226 100H225V102H226ZM52 101H50V102H52ZM58 101H60V100H58ZM64 101V100H63ZM86 101V100H85ZM89 101H91L90 99H89ZM88 101V102H89ZM94 101V100H93ZM213 101V100H212ZM222 101H221V103H222ZM46 102V101H45ZM49 102V101H48ZM49 102V103H50ZM62 102V101H61ZM68 102H69V100H68ZM76 102V101H75ZM75 102H72V103H75ZM87 102V101H86ZM92 102V101H91ZM95 102V101H94ZM205 102V101H204ZM206 102H207V100H206ZM205 102V103H206ZM210 102V101H209ZM215 102H216V100H215ZM219 102V101H218ZM17 103V102H16ZM41 103V102H40ZM43 103V102H42ZM47 103V102H46ZM55 103V102H54ZM58 103H60V102H58ZM57 103V104H58ZM66 103V102H65ZM77 103V102H76ZM76 103H75V106H76ZM200 103H203V102H200ZM208 103V102H207ZM43 104H45V103H43ZM57 104H56V106H57ZM62 104V103H61ZM61 104H60V106H61ZM70 104V103H69ZM81 105H83L84 104V102H83V104L82 103H80ZM80 104H78V105H80ZM87 104V103H86ZM92 104H93V102H92ZM184 104V103H183ZM210 104L212 105V103L210 102ZM227 103H225V105H226ZM233 104V103H232ZM252 104H253V102H252ZM32 105V104H31ZM34 105V104H33ZM42 105V104H41ZM46 105V104H45ZM47 105H49V104H47ZM52 103H51V106H48V107H51L50 108V110L52 109ZM194 105H196V101H194ZM198 105V107H199V103L197 104ZM203 105V104H202ZM205 105V104H204ZM208 105V104H207ZM207 105H205V106H207ZM217 105H219V104H216V106L215 105H213V106H215V107H217ZM235 105V104H234ZM54 106V105H53ZM56 106H54L55 107V109H54V111L56 112L57 110H56ZM94 106V105H93ZM134 106V105H133ZM192 106H193V104H192ZM224 106V105H223ZM223 106H222V108H223ZM28 106H26V108H27ZM47 106H45V108H46ZM197 107V108H198ZM68 108H69V106H68ZM139 108V107H138ZM138 108L136 109V108H134V109H132V116L134 115V118H136V119H138V120H140L141 119V117H140V112L138 111ZM170 108H171V105H170ZM193 108V107H192ZM200 108H201V110H203V112L205 111V108H203V106L201 107L200 106ZM200 108H198L199 110H200ZM203 108V109H202ZM44 109V108H43ZM53 109L51 110V111H53ZM57 109H60V107L59 108H57ZM206 109L208 110H210V108H208V107H206ZM214 109V108H213ZM224 109H225V106H224ZM36 110H37V108H36ZM48 110V109H47ZM46 110V111H47ZM79 111H80V109H78ZM166 110V109H165ZM198 110V111H199ZM200 110V111H201ZM216 110V109H215ZM41 111H42V109H41ZM45 111V110H44ZM51 111L48 113V114H50L51 113ZM194 111H195V108H194ZM219 111H223V109L222 110H219ZM258 111V112H257ZM5 112V111H4ZM24 112V111H23ZM58 112V111H57ZM70 112H71V110H70ZM90 112H91V108L89 107V106H87L86 107V112L85 113H83L81 116H83L84 118H86L87 117V115H89L90 114ZM202 112V114L203 115H205V113H203ZM216 112H217V110H216ZM32 113V112H31ZM35 113V112H34ZM59 113V112H58ZM66 113H67V111L64 113L65 115H66ZM76 113V112H75ZM134 113V114H133ZM200 114L199 115H201V112H199ZM214 113V112H213ZM19 114V113H18ZM30 114V113H29ZM48 114L46 115V113H45V117H47L48 116ZM56 114V113H55ZM68 114V113H67ZM70 115H71V119H72V116H74L73 114L74 113H69ZM206 114H208V113H206ZM222 114V113H221ZM224 114H226V112L224 113ZM235 114V113H234ZM30 115H32V114H30ZM51 115V114H50ZM137 117H136V116ZM209 115V114H208ZM213 115V114H212ZM211 115V116H212ZM218 115H220V113L218 114ZM20 116V115H19ZM27 116L29 117V115L27 114ZM33 116V115H32ZM36 116V115H35ZM207 116V115H206ZM210 116V115H209ZM12 117V116H11ZM16 116H14V118H15ZM27 117V118H28ZM44 117V116H43ZM63 117V116H62ZM65 117H67L66 118V121H64V125H62L61 124V121H60V123H58V121L56 120V123H57V125L59 126V129H57L56 131H55V133L57 134V136L58 135H60L59 134V130H61L62 128H63V130H64V132L62 133V134H67V133H69V126H70V124H69V122L71 123V121H70V118H69V115L68 116H64V120H65ZM203 117H205V116H203ZM208 117V116H207ZM207 117L205 118V119H207ZM216 117V116H215ZM14 118H13V120H14ZM61 118V117H60ZM75 118V117H74ZM11 119V118H10ZM16 119V118H15ZM48 119H49V117H48ZM53 119V118H52ZM67 119H69V121L67 120ZM13 120H12V122H13ZM85 120V119H84ZM214 120H216V119H214ZM37 121V120H36ZM50 121V120H49ZM48 121V122H49ZM80 121V120H79ZM122 121L125 123V121L122 119ZM129 121V120H128ZM130 121H131V119H130ZM132 121H133V119H132ZM46 122V121H45ZM85 121H83V123H84ZM9 123V122H8ZM34 123V122H33ZM32 122L30 123V124H33ZM50 123V122H49ZM55 123V124H56ZM131 123L132 122H130V125H131ZM135 123V122H134ZM210 123V122H209ZM211 123H212V121H211ZM231 123V122H230ZM28 124H29V122H28ZM35 124V123H34ZM52 124H53V122H52ZM97 124H99L98 126H104V125H100V124H102V123H97ZM138 124V123H137ZM263 124V123H262ZM37 125V124H36ZM106 125V124H105ZM123 126H127L128 125V123H126V124H122ZM122 125L120 126L119 125V128H118V130L120 129V130H123L124 128L122 127ZM139 125V124H138ZM253 125V124H252ZM255 125V124H254ZM253 125V126H254ZM257 125V124H256ZM31 126V125H30ZM35 126V125H34ZM109 126H110V124H109ZM218 126H219V124H218ZM234 126V125H233ZM259 126V125H258ZM36 127V126H35ZM106 127H108V126H106ZM105 127V128H106ZM239 127H240V125H239ZM37 128V127H36ZM102 128V127H101ZM116 128V127H115ZM234 128V127H233ZM256 128H257V126H256ZM255 128V129H256ZM263 129V127H260V129ZM72 129V128H71ZM70 129V130H71ZM76 129V128H75ZM108 129V128H107ZM138 129H139V127H138ZM116 130V129H115ZM179 130H181L180 128H179ZM232 130V129H231ZM245 130H247V129H245ZM258 130V129H257ZM44 131H46V130H44ZM43 131V132H44ZM72 131V130H71ZM117 131V130H116ZM240 131V132H239ZM248 131V130H247ZM11 132V131H10ZM10 132H7L6 131V133L7 134H11ZM62 132V131H61ZM60 132V133H61ZM96 132V131H95ZM100 132V131H99ZM107 132V131H106ZM136 132H138V131H134L132 134L131 133H128V134H126V135H129V134H131V135H129L128 137H130V136H141V137H143L145 134V132L143 133V135H139L138 133H136ZM140 132V131H139ZM147 132V131H146ZM191 132H193V131H190L189 132V137H191V135L193 134V133H191ZM219 132V131H218ZM231 132V131H230ZM235 133H236V131H234ZM242 132V133H241ZM244 132H246V131H241V130H238V133H240V134H243ZM255 131L253 130V133H254ZM42 133V132H41ZM90 133V132H89ZM114 133V132H113ZM112 132H110L109 131V133H107L109 136L110 135H113L114 136V134H113ZM116 133V132H115ZM118 133V132H117ZM247 133V132H246ZM249 133V132H248ZM256 133V132H255ZM255 133L254 134H252V135H255ZM39 134V133H38ZM43 134V133H42ZM55 134V135H56ZM71 134V133H70ZM91 134V133H90ZM233 133L231 132V135H232ZM44 135H45V133H44ZM47 135V134H46ZM63 135V136H64ZM73 135V134H72ZM116 135V134H115ZM123 134H120L119 136L117 135V137H120V136H122ZM220 135V134H219ZM230 135V138L231 137H233L234 135H232L231 136ZM246 135H249V134H246ZM260 135V134H259ZM40 136H42V135H40ZM53 136V135H52ZM77 136V135H76ZM83 136V135H82ZM237 137H240L239 136V134L238 135H236ZM261 137H263V135H260ZM259 136V137H260ZM47 137H48V135H47ZM71 137V136H70ZM85 137V136H84ZM107 137V136H106ZM146 137V136H145ZM148 137V136H147ZM246 137V136H245ZM245 137H241V138H243V139H245ZM50 138V137H49ZM48 138V139H49ZM67 138H68V136H67ZM66 138V139H67ZM127 138V137H126ZM131 138V137H130ZM129 138V139H130ZM135 138V137H134ZM221 138V137H220ZM1 139V138H0ZM65 139V138H64ZM76 139V138H75ZM84 139V138H83ZM123 139V138H122ZM129 139H127V141L129 140ZM142 139V138H141ZM198 139V138H197ZM231 139H233V138H231ZM231 139H228V141H230ZM234 139L236 140V138H235V136H234ZM231 140L230 142H232V141H235V140ZM247 139V138H246ZM252 139V138H251ZM253 139H255L254 137H253ZM263 139V138H262ZM50 140H52V138L50 139ZM56 140V139H55ZM68 140V139H67ZM144 140V139H143ZM257 140V139H256ZM256 140H255V142H256ZM48 141V140H47ZM47 141L45 140V142L47 143ZM69 141V140H68ZM67 141V142H68ZM243 141H246V140H243ZM253 140H250V142H251V145H254V141L252 142ZM258 141V140H257ZM2 142H6L5 140H3ZM1 141H0V143H2ZM51 142V141H50ZM66 141L64 142L60 137L59 138H57V140L56 141H54V142H52L50 145H51V150H53V149H55V151L57 150V152L59 151V149L61 148V149H64L65 148V146H66V143H67ZM72 142V141H71ZM135 142V141H134ZM149 142V141H148ZM230 142H228V143H230ZM249 141H248V143H250ZM48 143H49V141H48ZM100 143H101V141H100ZM129 143H131V142H129ZM136 143V142H135ZM143 143V142H142ZM240 143L242 144V147H243V142H241L240 141ZM247 143V144H248ZM3 144V143H2ZM68 144V143H67ZM95 143L94 142H92V145H94ZM134 144V143H133ZM133 144H131V146L133 145ZM197 144H199V143H197ZM196 144V145H197ZM207 144V143H206ZM209 144V143H208ZM216 144V143H215ZM224 144V143H223ZM225 144H226V142H225ZM238 144V143H237ZM236 144V145H237ZM240 144V145H241ZM256 144V143H255ZM262 145L264 144V141H263V143H261ZM45 145H47V144H42V142H41V147H43V148H46V147H49V146H46L45 147ZM49 145V144H48ZM135 145V144H134ZM140 145V144H139ZM150 145V144H149ZM194 145V144H193ZM227 145V144H226ZM229 145V144H228ZM258 145H260L259 143H258ZM257 145V146H258ZM19 146V145H18ZM17 146V147H18ZM34 146V145H33ZM142 146V145H141ZM147 146V145H146ZM146 146H145V150H146ZM201 145H197V147H200ZM238 146V145H237ZM244 146H246L245 144H244ZM41 147H39L38 146V144H37V151H38V149L40 148L41 149ZM80 147V146H79ZM130 147V146H129ZM135 147V146H134ZM149 147V146H148ZM218 147V146H217ZM236 147V146H235ZM239 147V146H238ZM249 147V146H248ZM21 148V147H20ZM34 148H36V147H34ZM42 148V151L44 150ZM50 148V147H49ZM150 148V147H149ZM233 148V147H232ZM241 148V147H240ZM246 148V147H245ZM255 148H256V146H255ZM7 149V148H6ZM6 149L4 150V151H6ZM86 149L87 148H85L84 150H79L80 152H79V155H83L85 152H86ZM134 149V148H133ZM136 149V148H135ZM143 149H144V147H143ZM236 149V148H235ZM247 149V148H246ZM262 149H263V146H262ZM45 150H47L48 152H49V150L46 148ZM43 151L45 154H46V151ZM50 150V151H51ZM148 150V149H147ZM201 150H202V148H201ZM212 150V149H211ZM35 151H36V149H35ZM94 151V150H93ZM139 151H140V149H139ZM138 150L137 151H135V152H138L139 154H140V152H139ZM144 151V150H143ZM187 151V150H186ZM206 151H207V149H206ZM209 152H212L213 153V151H210V150H208ZM222 151V150H221ZM237 151V150H236ZM240 151H241V149L239 150V151H237V152H239L240 153ZM247 151H248V149H247ZM257 151H258V148H257ZM3 152V151H2ZM30 152V151H29ZM28 152V153H29ZM40 152H41V150H40ZM42 152V153H43ZM177 152V151H176ZM227 152V151H226ZM232 152H235V150L234 151H232ZM1 153V152H0ZM19 153H23L22 152V150L21 151H17L15 154L16 155H18ZM37 153V154H36ZM34 152V156H35V154H36V156L38 157V154H41V153H38V152ZM51 153H52V151H51ZM56 153V152H55ZM91 153V152H90ZM142 153V152H141ZM145 153V152H144ZM180 154L181 152L179 151V152H177V154ZM202 153H205V151H204V148H203V152ZM250 153V151L248 152V154ZM6 154L9 156L8 158H1L2 159V166L0 167V170H1V172H3L1 175H0V196H1V194L3 195V200H4V198L6 197V194H8V195H10L11 197H14V198H16L17 199V197H15V195H13V193H12V190H13V185H9L10 183H13V184H15V185H23L24 186V184H25V186L24 187H28L32 182H31V179H29L30 181H28V182H26V181H24V179L25 178H27V180H28V178L29 177H27V176H29V175H31L33 172V170L32 171H30L29 170V172L31 173H28V174H23V169H24V167L21 169L22 170V174L21 175H23L22 177H21V175H18L19 174V172H21V170H20V167L17 165V164H21V162L20 161H18V160H13L12 158L13 157H10V151H7L6 152ZM20 154V155H21ZM148 154V153H147ZM242 154V153H241ZM261 155H260V157H264V150H263V152L262 153H260ZM15 155V157H19V156H16ZM42 155V154H41ZM47 155H51V154H47ZM55 155H57V153L55 154ZM55 155L54 156H52V158L54 157V159L56 158L55 157ZM76 155V154H75ZM149 155H150V151H149ZM148 155V156H149ZM172 155H174V154H172ZM204 155V154H203ZM209 155H211L210 153L208 154V152H206V156L207 157H209ZM247 155V154H246ZM250 156L252 155V154H249ZM249 155H248V157L247 158H244V155H240L243 159V162L244 163H246V165H248L249 167H251L252 168V166H251V164H253V162H250V160H249ZM26 156V155H25ZM43 157H45V159L47 158V156H45V155H42ZM139 156V155H138ZM144 156V155H143ZM142 156V157H143ZM147 156V157H148ZM152 156V155H151ZM179 156V155H178ZM178 156L176 157V158H178ZM224 156H225V154H224ZM21 157V156H20ZM29 157V156H28ZM51 157V156H50ZM49 157V158H50ZM70 157V156H69ZM172 157V156H171ZM170 157V158H171ZM183 157H185L184 155H183ZM187 157V156H186ZM195 157H197V156H195ZM206 157V158H207ZM227 157V156H226ZM252 157H254V156H251V158ZM22 158H23V156H22ZM31 158V157H30ZM42 158V157H41ZM41 158H39L38 157V159H40L39 161L41 162L40 164H42V166H43V161H41ZM49 158H47V160L49 159ZM137 158V157H136ZM180 158V157H179ZM205 158V157H204ZM205 158V159H206ZM44 159V158H43ZM44 159V161H46ZM54 159H52L53 161H54ZM79 159H81V161H80V164H83V165H85V159H83V157L81 156V157H79ZM149 159H152V157H148L146 160H144L146 163H148L147 161L149 160ZM173 159V158H172ZM184 159L185 158H181V159H179V160H183L184 161ZM193 159H194V161H195V159H197V158H193L192 157V161H193ZM21 160V159H20ZM29 160V159H28ZM37 160V159H36ZM77 160V159H76ZM136 160V159H135ZM179 160H178V162H179ZM200 160V159H199ZM226 160V159H225ZM49 161V160H48ZM50 161H51V159H50ZM137 161V160H136ZM140 161H142V160H140ZM139 161V162H140ZM171 161V160H170ZM177 161V160H176ZM191 161V162H192ZM193 161V162H194ZM174 161L172 160V163H173ZM192 162V163H193ZM197 162V161H196ZM195 162V163H196ZM201 162V161H200ZM211 162V161H210ZM213 162V161H212ZM219 162V161H218ZM54 163V162H53ZM53 163H48L49 164V166L51 165V164H53ZM63 163V162H62ZM64 163H65V161H64ZM63 163V164H64ZM132 163V162H131ZM144 163V162H143ZM170 163V162H169ZM194 163V164H195ZM19 164V165H20ZM24 165H25V163H23ZM26 164L28 165H26V167H29L30 165L26 162ZM31 164V163H30ZM46 164V163H45ZM142 164V163H141ZM179 164V163H178ZM184 164V163H183ZM23 165V166H24ZM47 165V164H46ZM124 165V164H123ZM138 165H139V163H138ZM182 165V164H181ZM17 166H18V168H17ZM41 166V165H40ZM55 166H57V165H55ZM81 166V165H80ZM118 166H119V162H118ZM196 166V165H195ZM219 166V165H218ZM217 166V167H218ZM263 166H264V164H263ZM39 167V164L37 163V165H34V168L35 169H37ZM45 167V166H44ZM48 167V166H47ZM53 166H51V168H52ZM85 167V166H84ZM120 167V166H119ZM127 167V166H126ZM138 167V166H137ZM153 166L151 165H149V168H150V176H152V175H154L155 173V169H157V166H154L153 168H152ZM15 168H17V170H20V171H18V172H15L16 171V169ZM41 168V167H40ZM51 168H48V169H51ZM54 168V167H53ZM57 168V167H56ZM59 168H60V166H59ZM59 168H58V170H59ZM78 168V167H77ZM77 168H73L72 169V165H70L69 163H66V165L65 166H63L62 165V168H60V180H63V179H65V178H68V176L70 175H73L74 177H76V175L79 177V180L78 181H83V177H81V174H80V172L77 170ZM224 168V167H223ZM264 168V167H263ZM15 169V170H14ZM29 169H30V167H29ZM44 169H46L47 170V168H44ZM80 169V168H79ZM215 170V168H212V165H209V168L207 169L208 170V173H213V172H215L214 170ZM255 169V168H254ZM253 169V170H254ZM38 170H40V169H37V171H35V172H38ZM42 170H43V168H42ZM41 170V171H42ZM53 171H54V169H52ZM96 170V169H95ZM26 171V172H25ZM25 173H27V169L25 168ZM39 172V173H43V172ZM52 171V172H53ZM84 171V170H83ZM93 171V170H92ZM141 171V174H144V172L145 171H142V170H140ZM139 171V172H140ZM7 172H8V174H7ZM75 174H73V173ZM85 172H86V177H89V176H91V175H89V174H87V171L85 170ZM138 172V173H139ZM217 172V171H216ZM18 173V174H17ZM39 173H37L36 175H38V177H35L34 175H35V173H33V176L36 178V180H37V178H38V182H39V180H40V182L42 181V176H40V179H39ZM89 173H91L90 171H89ZM258 173V172H257ZM257 173H254V175H255V177L257 178V180H258V182H259V186L261 187V188H263L264 189V184H263V182H264V178H263V180H262V178H260V176L257 174ZM57 174H58V172H57ZM162 174V173H161ZM260 174V173H259ZM42 175V174H41ZM48 175H50V174H48ZM83 175V174H82ZM88 175V176H87ZM148 175V176H149ZM46 176V175H45ZM52 176V175H51ZM55 176V175H54ZM53 176V177H54ZM57 176V175H56ZM65 176V177H64ZM160 176V175H159ZM25 177V178H24ZM30 177H32V175L30 176ZM43 177H44V175H43ZM46 177H48V176H46ZM46 177H44V179L46 178ZM64 177V178H63ZM73 177V178H74ZM172 177V176H171ZM174 177V176H173ZM253 177V176H252ZM22 178H24V179H22ZM51 178V177H50ZM50 178H47L48 180L50 179ZM77 178V177H76ZM33 179V178H32ZM57 179V178H56ZM143 179H144V177H143ZM26 180V179H25ZM46 180V179H45ZM47 180V181H48ZM59 180V181H60ZM66 181H68L67 179H65ZM72 182H74V181H76V180H72V179H70ZM69 180V181H70ZM263 182H262V181ZM23 181H24V183H23ZM53 181H54V179H53ZM91 181L92 182H95L96 183V180L93 178V177H91ZM27 184H26V183ZM31 182V183H30ZM38 182H37V184H38ZM43 182H44V180H43ZM46 182V181H45ZM50 182V181H49ZM91 182V183H92ZM35 183V182H34ZM33 183V184H34ZM69 183V182H68ZM75 183V182H74ZM90 183V182H89ZM208 183V182H207ZM41 184H44V183H41ZM62 184V183H61ZM70 184H72V183H70ZM75 184H77V183H75ZM246 184V183H245ZM258 184V183H257ZM4 185H7V186H4ZM9 185V186H8ZM27 185V186H26ZM46 184H44V186H45ZM59 185V184H58ZM1 186H3V188L1 187ZM17 186H15V187H17ZM43 186V189L45 188ZM74 186V185H73ZM91 186H92V184H91ZM37 187H39V186H37ZM37 187L35 188V189H37ZM54 187V186H53ZM170 187V186H169ZM20 188H21V186H20ZM50 188V187H49ZM96 188V187H95ZM168 188V187H167ZM23 189H25V190H28L27 188H23ZM171 187H170V189L168 188L167 190H166V192L168 191V190H170L171 191ZM244 187H242L241 186V188L239 189V191H244ZM248 189V188H247ZM254 189V188H253ZM257 189V188H256ZM21 190L22 189H19L18 191H20V192H18L17 191V194L19 193H21ZM49 190V189H48ZM56 190V192L55 193H57L58 194V192H59V187H58V191H57V189H55ZM55 190H51L52 192L53 191H55ZM119 190V189H118ZM160 190V189H159ZM162 190V189H161ZM160 190V191H161ZM177 190V189H176ZM249 190V189H248ZM15 193H16V190H15V188H14V190H13ZM32 191V190H31ZM39 191H42V190H40L39 189ZM45 190H43V192H44ZM47 191V190H46ZM62 191V190H61ZM60 191V192H61ZM169 191V192H170ZM172 191H173V189H172ZM258 192H259V190H257ZM23 192V191H22ZM38 192V191H37ZM164 192V191H163ZM255 192V191H254ZM40 193V192H39ZM47 193V192H46ZM45 193V194H46ZM67 193V192H66ZM44 194V193H43ZM70 194V193H69ZM140 194V193H139ZM261 194V193H260ZM31 195H33V194H31ZM30 195V196H31ZM121 195V194H120ZM171 195H173V194H171ZM177 195V194H176ZM180 195V194H179ZM263 195V194H262ZM5 196V197H4ZM52 196H54L53 194H51V196L50 197H52ZM70 196V195H69ZM115 196V195H114ZM118 196V195H117ZM174 196H175V194H174ZM2 197V196H1ZM49 197V198H50ZM55 197H58V196H56L55 195ZM64 197V196H63ZM73 197V196H72ZM76 197V196H75ZM119 197V196H118ZM130 197V196H129ZM248 197H252L251 199L249 198V200L247 199V197H243L242 199H240L239 200V202L238 203H240V205H239V212H240V216L239 217H237V220L238 221H240V219H242L243 218V220L246 218V217H249V215L254 211V210H258V209H256V208H260L261 209V207L260 206H258V207H256V208H253V206H251V205H249V203L250 202H252V201H254V202H256L255 200V198H254V195L253 194H251V196H248ZM261 197H263V196H261ZM22 198V197H21ZM107 198V197H106ZM176 198V197H175ZM254 198V199H253ZM28 199V198H27ZM58 200H60V199H62V198H57ZM70 199V198H69ZM71 199H73V198H71ZM105 199V198H104ZM143 199V198H142ZM244 199H246V202H242V200H244ZM25 200V199H24ZM53 200H54V197H53ZM144 200V199H143ZM226 202H228V198L227 197H225V199H224ZM1 201V200H0ZM44 201V200H43ZM47 201H49V199L47 198ZM55 201H56V198H55ZM54 201V202H55ZM264 201V200H263ZM13 203L12 201H9V203ZM45 202V201H44ZM43 202V203H44ZM50 202V201H49ZM53 202V201H52ZM51 202V205L53 206L54 204ZM61 201H59V203H60ZM70 202H72V201H70ZM135 202V201H134ZM199 202H200V200H199ZM0 203H2V202H0ZM8 203V202H7ZM62 203V202H61ZM77 203V202H76ZM81 202H79V204H80ZM113 203H114V201H113ZM118 203H119V201H118ZM127 203V202H126ZM201 203V202H200ZM238 203H237V205H238ZM264 203V202H263ZM98 204V203H97ZM187 204H188V202H187ZM198 204V203H197ZM12 205V204H11ZM14 205V204H13ZM48 205V204H47ZM56 205V204H55ZM128 206H129V204H127ZM135 205V204H134ZM137 205V204H136ZM206 205V204H205ZM253 205V204H252ZM1 206H2V204H1ZM17 207H18V205H16ZM16 206H15V208H16ZM49 206V205H48ZM69 206V205H68ZM98 206H100V205H98ZM133 206V205H132ZM199 207L201 206V204H199L198 205ZM44 207V206H43ZM51 207V206H50ZM101 207V206H100ZM104 207V206H103ZM106 207V206H105ZM111 207V206H110ZM116 207V206H115ZM114 207V208H115ZM122 207L124 208L125 206L123 205V203H122ZM129 207H131V206H129ZM135 207V206H134ZM203 207V206H202ZM212 207V206H211ZM49 208V207H48ZM73 208V207H72ZM107 208V207H106ZM118 208V207H117ZM127 208V207H126ZM126 208H125V211H126ZM142 208V207H141ZM141 208H140V210H141ZM187 208V207H186ZM190 208H192L191 206H190ZM22 209V208H21ZM108 209V208H107ZM121 209V207L117 210V211H119ZM132 209H133V207H132ZM136 209V208H135ZM160 209V208H159ZM197 209V208H196ZM205 209H206V207H205ZM216 208H214V210L213 211H215V214H214V212L212 213L211 211V213L213 214V217H210L209 218V220H211V231L209 232V234L211 235V236H213V235H215V236H217L215 233H218V232H223L224 234H225V231L227 232V229L228 228H231V230H232V228H237L236 227V224L237 223H235V224H233L231 227H229V221H230V218H231V216H232V214L230 215L229 213L230 212H228V210H225V211H216L215 210ZM49 211H50V209H48ZM70 210V209H69ZM105 209H103V211H104ZM116 210H115V214H114V216L115 217H117V212H116ZM151 210V209H150ZM154 210H156V209H154ZM176 210V209H175ZM186 210V209H185ZM184 210V211H185ZM188 210V209H187ZM192 210H194V209H192ZM261 210H264V209H261ZM52 211V210H51ZM50 211V212H51ZM110 211V210H109ZM114 211V210H113ZM166 211V210H165ZM57 212V211H56ZM64 212V211H63ZM122 212H123V210H122ZM146 212V211H145ZM158 212V211H157ZM161 213H162V211H160ZM182 212V211H181ZM257 212V211H256ZM52 213H55V211H53ZM51 213V214H52ZM99 213H100V211H99ZM105 213V212H104ZM108 213H110V212H108ZM119 213V212H118ZM131 213V212H130ZM134 213H135V211H134ZM153 213H154V211H153ZM188 213V212H187ZM1 214V213H0ZM96 214H98V212L96 213ZM101 214V213H100ZM106 214V213H105ZM122 214V213H121ZM124 214H125V212H124ZM128 214H129V211H128ZM136 214V213H135ZM141 214V213H140ZM156 214V213H155ZM50 215V214H49ZM130 215H132V214H130ZM142 215H144V214H142ZM166 215V214H165ZM180 215H181V213H180ZM185 215V214H184ZM97 216V215H96ZM121 216V215H120ZM119 216V217H120ZM122 216H124V215H122ZM121 216V217H122ZM139 216V215H138ZM172 216V215H171ZM209 216H211V215H209ZM94 217V216H93ZM93 217H90L91 219H93ZM102 217V216H101ZM126 217H127V215H126ZM128 217H129V215H128ZM131 218L130 219H132V217L133 216H130ZM162 218H163V216H161ZM169 217H170V215H169ZM169 217L167 216V218H168V220H169ZM245 217V218H244ZM99 218V217H98ZM108 218V217H107ZM107 218H106V221H107ZM134 218V217H133ZM139 218V217H138ZM157 218V217H156ZM198 218V219H197ZM208 218V217H207ZM207 218H205V214H204V212H203V209L200 207L198 210H196V211H193L192 212V214L190 215V213H189V216H186L185 217V221L187 222V226H186V228L183 230L186 234L187 233H192L193 232V230H196L194 227L197 225V222H199V221H201V223H202V228L204 229V227H206L205 226V223H207L206 222V220H207ZM129 219V220H130ZM140 219V218H139ZM138 219V220H139ZM159 219V218H158ZM173 219V218H172ZM175 219V218H174ZM179 219H181V218H179ZM197 219V221H195ZM101 220V219H100ZM110 220V219H109ZM117 220V219H116ZM119 220V219H118ZM121 220V219H120ZM126 220V219H125ZM134 220V219H133ZM133 220H132V222H133ZM135 220H136V218H135ZM137 220V221H138ZM141 220V219H140ZM142 220H143V218H142ZM167 220V219H166ZM246 220V219H245ZM89 221H90V219H89ZM89 221H87V222H89ZM106 221H105V223H106ZM115 221V220H114ZM123 221H124V219H123ZM122 221V222H123ZM170 221H171V219H170ZM236 221V220H235ZM242 221V220H241ZM240 221V222H241ZM101 222V221H100ZM110 222H113V220H111ZM127 223H128V221H126ZM125 222V223H126ZM131 222V223H132ZM155 222V221H154ZM153 222V223H154ZM161 222V221H160ZM164 222V221H163ZM166 222V221H165ZM183 222V221H182ZM94 223V222H93ZM97 223V222H96ZM115 223V222H114ZM120 223H121V221H120ZM120 223H119V225H120ZM124 223V222H123ZM135 223V222H134ZM134 223H133V225H134ZM139 223V222H138ZM147 223V222H146ZM156 223V222H155ZM154 223V224H155ZM171 223H172V221H171ZM232 223V222H231ZM92 224V223H91ZM130 224V223H129ZM151 222L149 223V225H150V227H151ZM163 224V223H162ZM168 224V223H167ZM166 224V225H167ZM94 225V224H93ZM92 225V226H93ZM143 224H139V225H134L133 227H135V229H134V231H133V233L136 235V234H138V233H142V230H140L139 229V227L140 226H142ZM156 225H158V224H156ZM155 225V226H156ZM160 225H161V223H160ZM204 225V226H203ZM102 226V225H101ZM127 226V225H126ZM153 226V225H152ZM164 227H165V225H163ZM169 226H170V224H169ZM173 226V225H172ZM198 226V225H197ZM209 226V225H208ZM96 227V226H95ZM99 227V226H98ZM157 227V226H156ZM162 227V226H161ZM164 227H162L163 229H164ZM167 227V226H166ZM175 227V226H174ZM188 227H190V229H188ZM263 227V226H262ZM91 228V227H90ZM97 228V227H96ZM129 228V227H128ZM144 228V227H143ZM148 228H149V226H148ZM208 228V227H207ZM112 230L113 229H115V228H111ZM158 229V228H157ZM167 229H168V227H167ZM199 229V228H198ZM209 229V228H208ZM169 230V229H168ZM116 231V230H115ZM152 233H159L160 231L159 230H156V229H151L150 230ZM214 231V232H213ZM90 232V231H89ZM171 232V231H170ZM228 232H229V230H228ZM194 233V232H193ZM204 233V232H203ZM203 233L201 234V235H203ZM264 233V232H263ZM263 233H262V235H261V237L263 236ZM94 234H96V233H94ZM93 234V235H94ZM109 234V233H108ZM219 234V233H218ZM160 235V234H159ZM182 235V234H181ZM184 235V234H183ZM157 236V235H156ZM227 237V236H226ZM230 237V236H229ZM234 237V236H233ZM155 238H157V237H155ZM198 238V237H197ZM231 238V237H230ZM234 238H238L239 239V237H234ZM264 238V237H263ZM208 239V238H207ZM226 239H228V237L226 238ZM238 239H234V243H232L233 245H232V247H231V245L229 246V250L231 251V253L233 254V253H235V255L236 256H242V258H241V261L244 263V264H248L249 263V261H250V257L251 256H249L251 253H249L248 252V254L249 255H247V252L246 251H244L243 253H241V248L243 247H240V245H241V243H240V241L238 240ZM69 246V245H68ZM248 247V246H247ZM69 248V247H68ZM259 248H261V247H259ZM258 248V249H259ZM228 249V248H227ZM244 249V248H243ZM248 249H250V248H248ZM253 249V248H252ZM256 249H257V246H256ZM248 251V250H247ZM262 251H264L263 249H262ZM261 251V252H262ZM257 252H258V250H257ZM259 253V252H258ZM228 254V253H227ZM255 258V257H254ZM218 263V262H217ZM255 264V263H254Z\"/></svg>",
	"mask_w": 264,
	"mask_h": 264
}]
</instances>
